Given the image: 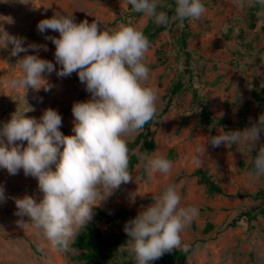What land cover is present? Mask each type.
Segmentation results:
<instances>
[{
  "label": "rangeland",
  "instance_id": "rangeland-1",
  "mask_svg": "<svg viewBox=\"0 0 264 264\" xmlns=\"http://www.w3.org/2000/svg\"><path fill=\"white\" fill-rule=\"evenodd\" d=\"M202 2L206 12L199 20L187 22L186 49L181 45L185 27L176 21L175 14L170 16L168 28L150 42L145 63L150 69L148 83L158 93L157 113L148 127L128 139L129 157L137 155V163L130 170L133 181L107 196L94 209L90 223L106 234L120 232V209L138 214L153 203L152 196L159 195L168 184H175L181 206L197 207L199 215L180 234L181 248L184 244L193 246L195 253L173 264H264V213H259L264 209V200L235 196L264 189V176L255 181L247 176L256 152L243 151L238 145L212 147L206 143L210 135L243 129L264 114V6L256 0H244L242 8L236 6V0ZM161 3L163 8L159 10L169 9L168 1ZM54 11L72 14L77 22L98 19L109 29L126 18L142 30L163 27L135 12L127 0H0V30L25 37L26 43L47 45L48 50L39 55L55 64V45L37 31L38 22L51 17ZM47 35L58 37L59 33L49 30ZM11 53V44L0 47V124L17 109L30 106L33 110L25 115L38 119L44 109L52 107L62 116L60 130L65 135L73 134L72 105L90 98L77 73L60 78L53 72L47 75L50 91L28 88L25 92L11 86L21 71L18 57ZM179 81L183 83L182 91L172 95ZM204 105L212 111V117L224 122L214 121L206 129L200 116ZM141 132L154 140L148 152L141 148L143 139L137 141ZM204 145L206 151L201 155L198 149L202 151ZM140 154L171 155V171H152L150 175ZM52 167L55 170V165ZM199 169L206 170L223 193L209 192L196 175ZM0 186L5 194L0 201V264H105L80 258L82 250L73 245L76 237L67 250L53 246L29 217L16 214L17 198L25 194L37 202L42 198L35 177L25 175L23 169L10 175L0 168ZM251 210L257 213L253 219L244 215Z\"/></svg>",
  "mask_w": 264,
  "mask_h": 264
},
{
  "label": "clouds",
  "instance_id": "clouds-1",
  "mask_svg": "<svg viewBox=\"0 0 264 264\" xmlns=\"http://www.w3.org/2000/svg\"><path fill=\"white\" fill-rule=\"evenodd\" d=\"M256 3L264 6V0ZM127 4L157 25L171 22L168 13L159 10L161 0H127ZM236 6L244 7V0H236ZM205 12L202 0H175V19L180 23L199 20ZM49 30L59 36L47 35ZM37 31L55 45V64L39 55L48 50L47 45L26 43L25 37L0 30V47L12 45L11 54L18 57L21 70L11 86L47 92L52 87L47 75L55 72L64 78L77 73L90 98L73 103L71 135L60 130L62 116L52 107L44 109L38 119L25 115L33 110L30 106L17 109L0 124V168L10 175L23 169L25 175L37 179L42 198L39 202L27 194L17 198L16 214L29 217L53 246L67 250L79 230L93 220L94 209L122 184L133 181L128 139L155 117L158 93L148 83L145 53L150 41L131 18L109 29L98 19L77 22L72 14L54 11L38 22ZM262 137L264 114L243 129L210 135L206 143L255 150L253 167L247 172L248 179L255 181L264 176ZM205 151V145L202 151L198 149L201 155ZM140 158L150 175L171 171L172 161L163 155L140 154ZM4 199L0 186V201ZM152 200L125 222L127 240L117 248L127 252L134 264H152L166 252L181 248V232L199 215L197 207L181 206L175 184H168ZM188 249L184 244L183 250Z\"/></svg>",
  "mask_w": 264,
  "mask_h": 264
},
{
  "label": "trees",
  "instance_id": "trees-1",
  "mask_svg": "<svg viewBox=\"0 0 264 264\" xmlns=\"http://www.w3.org/2000/svg\"><path fill=\"white\" fill-rule=\"evenodd\" d=\"M170 4L169 9H166L165 12L168 13L169 17L175 14V0H166ZM163 8V7H162ZM161 8V10H162ZM165 10V9H164ZM188 20L183 22V30L181 36V42L183 49H186L188 32L186 31ZM169 26V25H168ZM168 26L161 27H152L146 28L143 30L144 34L151 42L155 36L160 32L164 31ZM187 57L190 56V53L186 51ZM183 83L181 81L177 82L173 89L172 95H175L182 91ZM195 97L197 94L195 93ZM194 97V98H195ZM168 106L165 109L167 112ZM212 111L209 109L207 105H204L202 108L201 121L205 125V128L208 129L210 124L214 121L218 123H223L224 119L222 118H214L212 117ZM152 120L149 121L144 128L148 127L151 124ZM143 139L142 149H145L147 152L152 150L154 147V140H149L147 134L141 132L137 138V141ZM134 144H129V146H133ZM167 159H171V155L167 157ZM135 163H137V155L132 154L130 156V164L129 169L132 170ZM196 175L200 177V181L206 185L209 192H218L223 193L222 187L212 178L211 175L208 174L206 170L199 169L196 171ZM235 196L244 198L251 197L254 199L261 198L264 200V189L258 190L254 193H237ZM260 214L264 213V209L259 211ZM257 213H253L251 211H247L244 215H247L250 219L255 218ZM137 213L131 212L125 209H120L118 211L117 217L121 219L124 228V224L127 220L135 217ZM127 240V235L124 230L120 232H112L110 234L104 233L97 225L89 223L87 226L81 229L78 236L75 238L73 245L82 250L80 254V258L85 259L88 263H96L97 261H104L105 264H134L133 259L128 255L127 252L120 253L117 248ZM193 253H195V248L192 246L188 249V251H184L183 248L174 249L171 252H166L163 254L161 258L156 261H153L152 264H173L175 262H182L188 259Z\"/></svg>",
  "mask_w": 264,
  "mask_h": 264
}]
</instances>
